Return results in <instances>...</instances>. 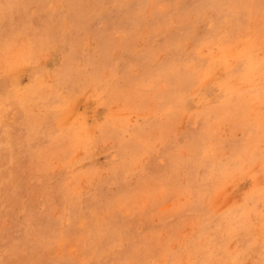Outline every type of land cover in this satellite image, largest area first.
Returning <instances> with one entry per match:
<instances>
[{
  "label": "rangeland",
  "instance_id": "obj_1",
  "mask_svg": "<svg viewBox=\"0 0 264 264\" xmlns=\"http://www.w3.org/2000/svg\"><path fill=\"white\" fill-rule=\"evenodd\" d=\"M0 264H264V0H0Z\"/></svg>",
  "mask_w": 264,
  "mask_h": 264
},
{
  "label": "bare ground",
  "instance_id": "obj_2",
  "mask_svg": "<svg viewBox=\"0 0 264 264\" xmlns=\"http://www.w3.org/2000/svg\"><path fill=\"white\" fill-rule=\"evenodd\" d=\"M66 47V46H65ZM98 130V129H97Z\"/></svg>",
  "mask_w": 264,
  "mask_h": 264
}]
</instances>
